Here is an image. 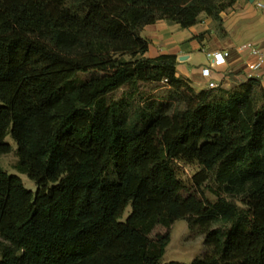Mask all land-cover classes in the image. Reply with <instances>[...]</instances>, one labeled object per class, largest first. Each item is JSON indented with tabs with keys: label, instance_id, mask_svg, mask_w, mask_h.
I'll list each match as a JSON object with an SVG mask.
<instances>
[{
	"label": "trees",
	"instance_id": "16d2710c",
	"mask_svg": "<svg viewBox=\"0 0 264 264\" xmlns=\"http://www.w3.org/2000/svg\"><path fill=\"white\" fill-rule=\"evenodd\" d=\"M236 1L0 0V155L10 130L37 186L0 169V264H162L181 219L207 253L167 264H264L261 81L196 91L141 34L203 15L222 28ZM163 81L184 108L134 102Z\"/></svg>",
	"mask_w": 264,
	"mask_h": 264
},
{
	"label": "crops",
	"instance_id": "0c3cea01",
	"mask_svg": "<svg viewBox=\"0 0 264 264\" xmlns=\"http://www.w3.org/2000/svg\"><path fill=\"white\" fill-rule=\"evenodd\" d=\"M258 2L264 0H237L222 12V34L214 28L213 20L204 15L189 28L165 20L147 25L142 30V35L150 40L146 56L175 54L176 75L188 80L196 91L209 89V82L229 91L249 79L260 80L264 87V65L255 69L257 57L240 49L245 43H254L264 53V9ZM208 51L223 52L225 63L215 65L207 56ZM204 68H210L208 77L202 74Z\"/></svg>",
	"mask_w": 264,
	"mask_h": 264
},
{
	"label": "rangeland",
	"instance_id": "374dc122",
	"mask_svg": "<svg viewBox=\"0 0 264 264\" xmlns=\"http://www.w3.org/2000/svg\"><path fill=\"white\" fill-rule=\"evenodd\" d=\"M214 28L219 34L223 33V28H221V26H219L218 24L214 23ZM142 33L143 31L141 32V34ZM164 84L165 81H163L162 83L141 85L139 95L136 99H134V102L137 104H142L144 103V101H151L155 105L171 103L172 106L177 105L181 109L184 108V104L181 102L178 103V100L176 98L170 99L168 97V88ZM125 92L126 91L124 89H121L119 91H116L111 97L114 99H118ZM5 141L10 144L11 151L7 154L0 155V169L6 171L9 174L17 175L22 180L25 188L35 192L37 190L35 182L29 179L26 174H23L17 170V146L15 140L11 136L10 130H8L6 134ZM198 170V167L194 165H181L182 178L184 180L189 179ZM209 190L210 188L206 189V194L210 198V200H214V196L209 192ZM234 200H236V202L241 205V203H239V199ZM129 212L130 207L125 210L122 218L123 220L127 217ZM218 227L223 228L226 227V225L217 222L213 223L210 228L215 229ZM165 232L166 229L160 227L154 231L153 235L156 233L164 234ZM167 232L169 233V243L162 258V264H167L170 261L190 263L196 258L204 257V255L207 253V248L204 245V233L202 232V229H200V227L190 228L187 220L181 219L175 221L167 230Z\"/></svg>",
	"mask_w": 264,
	"mask_h": 264
},
{
	"label": "built area",
	"instance_id": "2783aa9c",
	"mask_svg": "<svg viewBox=\"0 0 264 264\" xmlns=\"http://www.w3.org/2000/svg\"><path fill=\"white\" fill-rule=\"evenodd\" d=\"M257 5L261 9H264V2H258ZM240 49L244 51H248L250 54L255 55L257 57L258 61L255 65V69L264 65V53L262 52V49L260 48V46H257L254 43H245L240 47ZM206 54L209 58L213 59V62L215 63V65H221L225 63L226 61L225 54L223 52L208 51ZM202 74L208 77L210 74V68L202 69ZM208 87L209 89H213V88H216V85L214 82H209Z\"/></svg>",
	"mask_w": 264,
	"mask_h": 264
},
{
	"label": "water",
	"instance_id": "95a60500",
	"mask_svg": "<svg viewBox=\"0 0 264 264\" xmlns=\"http://www.w3.org/2000/svg\"><path fill=\"white\" fill-rule=\"evenodd\" d=\"M181 60V59H180Z\"/></svg>",
	"mask_w": 264,
	"mask_h": 264
}]
</instances>
